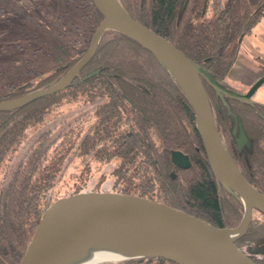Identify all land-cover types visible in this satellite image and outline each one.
<instances>
[{
	"label": "trees",
	"instance_id": "16d2710c",
	"mask_svg": "<svg viewBox=\"0 0 264 264\" xmlns=\"http://www.w3.org/2000/svg\"><path fill=\"white\" fill-rule=\"evenodd\" d=\"M65 1L72 9L81 8L82 28L66 29L67 21L60 25L50 12L52 0L32 4L41 13L40 23L60 38L66 36L63 40L74 53L26 79L6 81L8 75L1 71L0 100L52 85L86 52L103 15L92 0ZM120 1L133 17L172 41L223 85L239 38L264 13V0ZM204 84L222 139L244 175L264 192L263 112L229 97L216 105L217 91ZM67 107L79 109V117L52 135L50 122ZM84 109L87 113L80 116ZM234 111L242 118L246 136L241 150L231 131ZM177 149L189 154V168L173 163L172 151ZM93 176L97 183L111 182L113 191L163 201L218 226L235 227L245 213L242 198L212 172L193 108L177 80L149 49L117 29L104 32L93 58L70 85L0 110V264H18L44 210L57 198L86 189ZM72 177L73 183L67 182ZM97 183L91 189L101 190ZM236 243L264 264L262 210L255 209ZM108 264L179 263L136 256Z\"/></svg>",
	"mask_w": 264,
	"mask_h": 264
},
{
	"label": "water",
	"instance_id": "95a60500",
	"mask_svg": "<svg viewBox=\"0 0 264 264\" xmlns=\"http://www.w3.org/2000/svg\"><path fill=\"white\" fill-rule=\"evenodd\" d=\"M92 1L103 19L84 55L52 85L0 100V110L26 105L67 87L93 58L104 32L120 30L149 49L177 80L193 108L212 172L221 185L242 198L245 213L237 226L225 227L135 193L79 191L57 198L44 210L18 264H52L64 247L90 224L133 230L147 238L146 251L122 259L156 256L179 264H258L236 241L249 227L255 209L264 212V192L244 175L222 139L204 81L221 94L251 102L252 94L264 82V75L245 93L228 89L172 41L133 17L120 0ZM96 72L91 71L85 77ZM244 139L242 128L237 140L239 146ZM172 161L181 168H189L192 164L189 154L180 149L172 151Z\"/></svg>",
	"mask_w": 264,
	"mask_h": 264
},
{
	"label": "rangeland",
	"instance_id": "374dc122",
	"mask_svg": "<svg viewBox=\"0 0 264 264\" xmlns=\"http://www.w3.org/2000/svg\"><path fill=\"white\" fill-rule=\"evenodd\" d=\"M65 2V0H52L50 12L53 13L60 25L67 21L66 29H69V27L82 28L84 20L80 17L81 8L78 6L72 9ZM17 3L7 2L4 8H0V72L2 71L1 73L4 77L8 75L6 81L12 77L13 79H26L32 75L31 73L46 72L51 67L62 62L65 59V54L74 53V50L63 40V38H67L66 36L60 38L56 33L53 34L49 30L47 24L40 23L41 13L34 9L33 0H26L27 4L25 7L29 6L31 10L25 9ZM66 9L69 10L66 11ZM59 14H62L61 18ZM51 28L54 29V27ZM81 32L83 33V30ZM68 34L69 32L66 33V35ZM263 71L264 14L254 25L253 29L242 37L237 57L229 70L228 80L238 90L244 92L263 75ZM2 81H0V88L3 86L1 84ZM254 98L264 102V87H260L257 90ZM78 110L73 107H67L62 111L61 115L50 122V126L54 128L52 135L62 131L64 127L79 117H76ZM84 110L83 112L81 111L80 116L87 113L88 110ZM93 165L95 170L97 166ZM102 169H106V166ZM94 176L89 179L90 185H87L84 190H93L91 188L96 186L97 180ZM74 179L72 177L67 182L73 183ZM110 183L103 184L99 182L97 186L101 190H111ZM99 263L108 264L110 262Z\"/></svg>",
	"mask_w": 264,
	"mask_h": 264
},
{
	"label": "bare ground",
	"instance_id": "6f19581e",
	"mask_svg": "<svg viewBox=\"0 0 264 264\" xmlns=\"http://www.w3.org/2000/svg\"><path fill=\"white\" fill-rule=\"evenodd\" d=\"M147 238L133 230L90 224L69 242L52 264L115 262L146 251Z\"/></svg>",
	"mask_w": 264,
	"mask_h": 264
},
{
	"label": "flooded vegetation",
	"instance_id": "af4514ba",
	"mask_svg": "<svg viewBox=\"0 0 264 264\" xmlns=\"http://www.w3.org/2000/svg\"><path fill=\"white\" fill-rule=\"evenodd\" d=\"M5 2V3H4ZM7 2H10V3H13V2H18L17 4L18 5H22V6H25L27 3H26V0H0V6H4V5H6V3ZM264 14V13H263ZM261 18V17H260ZM259 18V19H260ZM259 21V20H258ZM256 23H257V21H256ZM255 23V24H256ZM254 24V25H255ZM254 25L252 26V28H251V30L253 29V27H254ZM250 30V31H251ZM249 31V32H250ZM249 32H247V33H249ZM247 33H245V34H247ZM245 34H243V35H241V37L239 38V45H240V42H241V39H242V37L243 36H245ZM238 48H239V46H238ZM237 53H238V49H237ZM237 53H236V57H237ZM236 57H235V59H236ZM235 61V60H234ZM233 61V62H234ZM233 64V63H232ZM232 66V65H231ZM231 66H230V68H231ZM230 68H229V70H230ZM263 75H264V71H263ZM262 75V76H263ZM228 76H229V71H228V73H227V79H226V83H225V85H223V84H221V85H223V86H225L226 88H228V89H232V90H235V91H237V92H241V93H245V92H247L250 88H248L246 91H244V92H242V91H240V90H238L235 86H234V84L233 83H231L229 80H228ZM261 76V77H262ZM258 80V79H257ZM256 80V81H257ZM255 81V82H256ZM205 82V81H204ZM209 84V83H208ZM260 87H264V82L257 88V90L260 88ZM257 90L252 94V96H251V98L253 99V101H251V102H247L248 104H250V105H252V107L253 108H256V110H258V109H260L262 112H263V114H264V102H262V101H260V100H258V99H255L254 98V94L257 92ZM226 94H224V93H220V94H218V98H217V92H216V105L217 104H219L220 102H223V100H225V99H227V97H229V98H231V99H233V100H235V101H237V102H241V103H243V102H246V101H241V100H238V99H235V98H232V97H230V96H228V95H226ZM234 114H233V116H232V124H231V131L233 132V134H234V136H235V138H236V140H235V142H236V144H237V150H241V149H243V145H244V143H246V136H245V139H244V141L242 142V144L239 146V144H238V138L240 137V135H241V129L243 128V123H242V118H240L241 116L240 115H238L237 114V111H234L233 112Z\"/></svg>",
	"mask_w": 264,
	"mask_h": 264
}]
</instances>
